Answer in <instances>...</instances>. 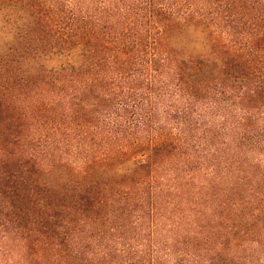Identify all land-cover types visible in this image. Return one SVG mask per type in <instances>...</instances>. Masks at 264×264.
Here are the masks:
<instances>
[{"label":"trees","instance_id":"trees-1","mask_svg":"<svg viewBox=\"0 0 264 264\" xmlns=\"http://www.w3.org/2000/svg\"><path fill=\"white\" fill-rule=\"evenodd\" d=\"M0 264H264V0H0Z\"/></svg>","mask_w":264,"mask_h":264}]
</instances>
